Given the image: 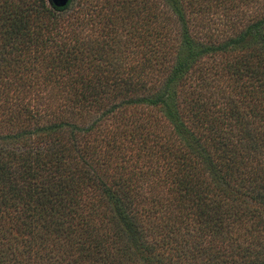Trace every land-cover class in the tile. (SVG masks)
Returning a JSON list of instances; mask_svg holds the SVG:
<instances>
[{
	"label": "trees",
	"instance_id": "obj_1",
	"mask_svg": "<svg viewBox=\"0 0 264 264\" xmlns=\"http://www.w3.org/2000/svg\"><path fill=\"white\" fill-rule=\"evenodd\" d=\"M71 2L0 0V264H264V0Z\"/></svg>",
	"mask_w": 264,
	"mask_h": 264
},
{
	"label": "rangeland",
	"instance_id": "obj_2",
	"mask_svg": "<svg viewBox=\"0 0 264 264\" xmlns=\"http://www.w3.org/2000/svg\"><path fill=\"white\" fill-rule=\"evenodd\" d=\"M99 1H101V0H99ZM79 7H81V0H72L69 8H68V10H66L65 14L71 13L73 10L76 11L77 9H79Z\"/></svg>",
	"mask_w": 264,
	"mask_h": 264
},
{
	"label": "water",
	"instance_id": "obj_3",
	"mask_svg": "<svg viewBox=\"0 0 264 264\" xmlns=\"http://www.w3.org/2000/svg\"><path fill=\"white\" fill-rule=\"evenodd\" d=\"M69 0H51L53 4L56 6H65L68 3Z\"/></svg>",
	"mask_w": 264,
	"mask_h": 264
}]
</instances>
